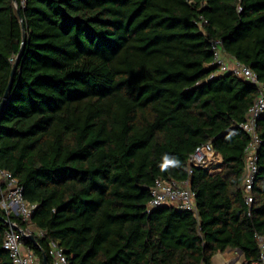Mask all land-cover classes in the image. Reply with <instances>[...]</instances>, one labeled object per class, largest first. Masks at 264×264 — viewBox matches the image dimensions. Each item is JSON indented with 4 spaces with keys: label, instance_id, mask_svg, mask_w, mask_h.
Wrapping results in <instances>:
<instances>
[{
    "label": "trees",
    "instance_id": "1",
    "mask_svg": "<svg viewBox=\"0 0 264 264\" xmlns=\"http://www.w3.org/2000/svg\"><path fill=\"white\" fill-rule=\"evenodd\" d=\"M23 23L27 37H23ZM264 81V0H0V168L37 203L26 240L71 264H213L264 236V113L254 202L243 184L246 119L257 86L217 73L211 44ZM20 55L18 59V55ZM212 141L220 170L190 176L198 213L149 210L156 179L188 178ZM0 264H13L3 248ZM44 261V260H43Z\"/></svg>",
    "mask_w": 264,
    "mask_h": 264
},
{
    "label": "built area",
    "instance_id": "2",
    "mask_svg": "<svg viewBox=\"0 0 264 264\" xmlns=\"http://www.w3.org/2000/svg\"><path fill=\"white\" fill-rule=\"evenodd\" d=\"M22 2L24 4L25 0ZM211 49L214 53V62L219 66L217 73L232 72L253 83L258 89L257 97L249 108L246 119L239 123L242 130L250 136L245 147L246 167L243 184L246 202L252 205L255 200L253 188L259 169L258 152L262 142L258 129L259 120L264 113V81L249 65L226 55L220 39L212 41ZM219 157L220 153L216 151L212 141L198 145L189 158L188 178L177 180L159 177L156 179L150 190L149 210L172 204L180 209L198 213L196 192L191 186L190 176L197 166L208 168L210 172L218 170L216 163ZM37 207V203H29L24 198L23 186L18 178L11 171L0 168V209L4 212L5 222L3 248L9 252L13 264H44L43 259L26 243L28 239L37 242L35 235L44 234L41 229L34 227L31 223ZM259 244L260 255L251 264H264V236L262 235H259ZM232 250L237 253V256L230 259L228 264H236L243 255V251L239 248ZM49 256L52 264H71L65 249L53 239L50 240ZM240 264H244V261Z\"/></svg>",
    "mask_w": 264,
    "mask_h": 264
},
{
    "label": "water",
    "instance_id": "3",
    "mask_svg": "<svg viewBox=\"0 0 264 264\" xmlns=\"http://www.w3.org/2000/svg\"><path fill=\"white\" fill-rule=\"evenodd\" d=\"M14 1L16 2L17 0H14ZM23 37H24V40H25L26 37H27V29H26V26H25L24 23H23ZM20 55H21V54L18 55V59H19ZM16 67H17V63L15 64V66H14V68H13L12 78H11V80H10V83H9L8 89H7V91H6L5 95H4V99H3L2 102L0 103V114H1L2 108L4 107L5 102H6L7 98H8V95H9V92H10V90H11V88H12V85H13V83H14V76H15V70H16ZM33 239H34V238H33ZM43 260H44V264H50V262H49V257H48V255H47L45 252L43 253Z\"/></svg>",
    "mask_w": 264,
    "mask_h": 264
},
{
    "label": "crops",
    "instance_id": "4",
    "mask_svg": "<svg viewBox=\"0 0 264 264\" xmlns=\"http://www.w3.org/2000/svg\"><path fill=\"white\" fill-rule=\"evenodd\" d=\"M222 160H223V158H222V155L220 154L219 160H218L217 163H216V167L219 168L218 170L221 169L220 166H221V164H222ZM214 169H215V168H214ZM214 171H215V170H214ZM216 171H217V170H216ZM228 251H230V250H228ZM228 251H226V252H220V253L216 254V255L213 257V264H228L229 259H226V258L223 257L224 254L227 253ZM215 260H216L218 263H217Z\"/></svg>",
    "mask_w": 264,
    "mask_h": 264
},
{
    "label": "rangeland",
    "instance_id": "5",
    "mask_svg": "<svg viewBox=\"0 0 264 264\" xmlns=\"http://www.w3.org/2000/svg\"><path fill=\"white\" fill-rule=\"evenodd\" d=\"M237 256V253L234 251V250H230V251H228L227 253H225L224 254V258H226V259H232V258H234V257H236ZM216 261V260H215ZM244 261V256L243 255H241L240 256V258H239V260H238V262L236 263V264H240V263H242ZM217 262V261H216ZM218 263V262H217Z\"/></svg>",
    "mask_w": 264,
    "mask_h": 264
}]
</instances>
